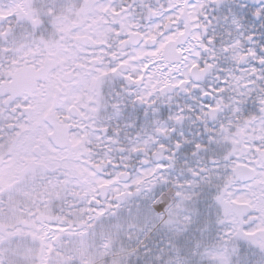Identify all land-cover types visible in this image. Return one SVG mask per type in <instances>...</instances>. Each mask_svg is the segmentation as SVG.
<instances>
[{
  "label": "snow or ice",
  "instance_id": "snow-or-ice-1",
  "mask_svg": "<svg viewBox=\"0 0 264 264\" xmlns=\"http://www.w3.org/2000/svg\"><path fill=\"white\" fill-rule=\"evenodd\" d=\"M0 264H264V0H0Z\"/></svg>",
  "mask_w": 264,
  "mask_h": 264
}]
</instances>
